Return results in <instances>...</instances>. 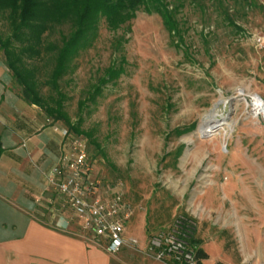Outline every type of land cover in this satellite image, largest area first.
<instances>
[{"label": "rangeland", "instance_id": "374dc122", "mask_svg": "<svg viewBox=\"0 0 264 264\" xmlns=\"http://www.w3.org/2000/svg\"><path fill=\"white\" fill-rule=\"evenodd\" d=\"M167 2L176 8L178 45L156 13L139 9L128 31H110L100 20L93 37L68 59L55 85L50 71L66 26L40 35L39 55L29 51L21 56L34 68L40 94L60 100L63 116L80 133L39 108L36 112L45 123H56L70 136L84 139L91 180L121 191L133 210L124 235L143 237L144 245L135 238L130 247L143 255H151L146 249L148 236L177 216L188 224L183 231L193 247L192 227L200 210L193 199L208 181L203 176L207 159L223 155L226 142H240L243 147L238 150L244 156L264 159V124L246 107L254 95L264 99V44L256 46L251 35L264 37V8L254 0ZM10 33L0 15L1 38ZM11 43L19 48L27 42ZM27 44L33 45L32 40ZM108 67L116 74L101 82ZM9 84L20 93L12 78ZM230 99L227 124L202 130L205 118L213 117L211 110ZM44 195L53 201L50 206L65 211V219L77 226L79 235L92 239L75 225L51 190ZM131 224H137L132 233ZM230 232L224 228L222 239L212 238L203 245L207 257L200 264H264L263 216L240 240L227 237Z\"/></svg>", "mask_w": 264, "mask_h": 264}, {"label": "crops", "instance_id": "0c3cea01", "mask_svg": "<svg viewBox=\"0 0 264 264\" xmlns=\"http://www.w3.org/2000/svg\"><path fill=\"white\" fill-rule=\"evenodd\" d=\"M10 81L0 59V264H169L136 253L131 245L110 254L102 243L79 235L65 211L49 205L53 201L44 195L49 190L44 174L60 156L63 128L45 123ZM242 147L226 142L223 155L207 159L203 176L208 181L193 199L200 207L192 227L193 248L205 253L203 245L222 239L224 228L232 231L227 237L240 240L264 217V159L244 156L238 150ZM130 235L144 245L143 237Z\"/></svg>", "mask_w": 264, "mask_h": 264}, {"label": "trees", "instance_id": "16d2710c", "mask_svg": "<svg viewBox=\"0 0 264 264\" xmlns=\"http://www.w3.org/2000/svg\"><path fill=\"white\" fill-rule=\"evenodd\" d=\"M139 9L146 13H156L164 29L171 38L176 39L178 45L181 34L175 17L176 8L170 7L167 0H0V15L8 22L11 31L4 38L0 35V50L10 78L20 86L17 95L25 103L39 108L45 116L62 120L72 132L79 134L80 131L63 116L60 100L40 94L34 68H30L21 56L29 51L39 55L40 35L52 28L66 26V34L60 36V46L50 71V81L55 85L68 59L79 46L93 37L100 20L110 31L119 28L128 31L129 21ZM13 40L23 44L32 40L33 45L25 43L26 47L23 45L16 48L11 43ZM117 44L121 45L119 41ZM116 71L108 67L100 81L111 79ZM194 253L197 264L207 257L201 248H194Z\"/></svg>", "mask_w": 264, "mask_h": 264}, {"label": "built area", "instance_id": "2783aa9c", "mask_svg": "<svg viewBox=\"0 0 264 264\" xmlns=\"http://www.w3.org/2000/svg\"><path fill=\"white\" fill-rule=\"evenodd\" d=\"M254 1L264 8V0ZM251 35L256 46L264 44L262 34L254 32ZM246 107L264 124V99L254 95ZM62 136L64 142L60 156L44 174L49 190L61 200L78 226L93 240L102 243L106 252L112 254L122 246L134 245L136 240L124 235L125 224L133 210L123 199L121 191L107 186L103 188L98 181L91 180L83 138L70 136L67 130L62 131ZM184 226L188 224L177 216L171 224L148 236L146 249L155 260L169 264H197Z\"/></svg>", "mask_w": 264, "mask_h": 264}, {"label": "bare ground", "instance_id": "6f19581e", "mask_svg": "<svg viewBox=\"0 0 264 264\" xmlns=\"http://www.w3.org/2000/svg\"><path fill=\"white\" fill-rule=\"evenodd\" d=\"M227 106H228V108H230V104L227 101H222L219 104H217L211 110V113H213L212 119L208 120L207 118H205L204 123L202 125V130L214 131L217 128H219L221 125L227 124V122H226V120H227L226 114L227 113L224 112V108Z\"/></svg>", "mask_w": 264, "mask_h": 264}, {"label": "water", "instance_id": "95a60500", "mask_svg": "<svg viewBox=\"0 0 264 264\" xmlns=\"http://www.w3.org/2000/svg\"><path fill=\"white\" fill-rule=\"evenodd\" d=\"M231 99L230 100H227L229 102V104H231ZM224 112H226L227 113V116H228V114L230 113V108H228V106L225 107L224 108ZM205 135H207V134H202L201 136H205Z\"/></svg>", "mask_w": 264, "mask_h": 264}]
</instances>
